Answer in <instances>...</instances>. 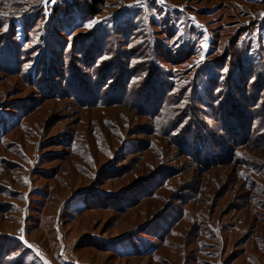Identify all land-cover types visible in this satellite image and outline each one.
I'll return each mask as SVG.
<instances>
[{
  "label": "rangeland",
  "instance_id": "1",
  "mask_svg": "<svg viewBox=\"0 0 264 264\" xmlns=\"http://www.w3.org/2000/svg\"><path fill=\"white\" fill-rule=\"evenodd\" d=\"M93 2L0 0V264H264V0Z\"/></svg>",
  "mask_w": 264,
  "mask_h": 264
},
{
  "label": "trees",
  "instance_id": "2",
  "mask_svg": "<svg viewBox=\"0 0 264 264\" xmlns=\"http://www.w3.org/2000/svg\"><path fill=\"white\" fill-rule=\"evenodd\" d=\"M98 0H94L93 4H90L89 7H87V9L90 12H94V14L98 11L97 10V6L95 4H97Z\"/></svg>",
  "mask_w": 264,
  "mask_h": 264
},
{
  "label": "snow or ice",
  "instance_id": "3",
  "mask_svg": "<svg viewBox=\"0 0 264 264\" xmlns=\"http://www.w3.org/2000/svg\"><path fill=\"white\" fill-rule=\"evenodd\" d=\"M87 27L91 29L93 27V23H88Z\"/></svg>",
  "mask_w": 264,
  "mask_h": 264
}]
</instances>
